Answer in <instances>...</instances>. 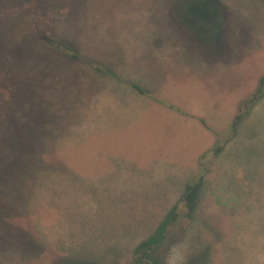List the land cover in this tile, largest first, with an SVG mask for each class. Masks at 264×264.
I'll return each instance as SVG.
<instances>
[{
    "label": "rangeland",
    "instance_id": "1",
    "mask_svg": "<svg viewBox=\"0 0 264 264\" xmlns=\"http://www.w3.org/2000/svg\"><path fill=\"white\" fill-rule=\"evenodd\" d=\"M134 77L234 141L196 199V149L155 159L176 131L128 126ZM263 78L264 0H0V264H140L175 207L144 264H264V96L246 107Z\"/></svg>",
    "mask_w": 264,
    "mask_h": 264
},
{
    "label": "crops",
    "instance_id": "2",
    "mask_svg": "<svg viewBox=\"0 0 264 264\" xmlns=\"http://www.w3.org/2000/svg\"><path fill=\"white\" fill-rule=\"evenodd\" d=\"M137 88L142 89L145 95L139 92ZM121 91L124 93L122 96L126 98L128 106L135 109L137 112L135 118L129 115L128 126L136 125L137 123L141 124L142 122L146 125L152 120L150 122L154 123V128L157 127V129L164 132H167L168 129H174L176 131L177 138H174L173 142H168V144L162 143L161 146L159 143L158 148L161 147L163 152L158 154L155 159H178V156L176 157V154H174L177 146L178 148L183 147L184 149L195 148L196 150L192 153L193 156L191 159H201L202 156L210 151L216 144L218 136L215 134L214 125H217V123L210 121L208 115L200 109L199 103L194 99L189 98L190 102H181L179 98L171 96L172 93L166 92L165 90L161 91L150 88L138 81L135 77L133 79H128L127 84L122 86ZM88 100H93V107L98 109L102 107L100 106V102H102L103 106H111L114 104V102H112V96L110 97V95H104V98L98 96L88 97ZM259 107L260 105L254 107L250 111L248 118L242 120V130L245 129L244 126H248L245 122L250 119L251 115L255 113ZM87 108L89 109L90 107ZM87 112H89V110ZM231 117L228 123L222 126L223 128L231 129ZM237 133L238 135L240 133L239 127ZM236 139H238V137ZM183 140H186V142L183 143ZM234 144V141L231 142L216 159H229L233 155L232 148ZM142 146L146 151L145 155H147L150 149L147 136H144ZM137 158L138 156L128 153L124 154V152L118 151L113 157L108 159Z\"/></svg>",
    "mask_w": 264,
    "mask_h": 264
},
{
    "label": "trees",
    "instance_id": "3",
    "mask_svg": "<svg viewBox=\"0 0 264 264\" xmlns=\"http://www.w3.org/2000/svg\"><path fill=\"white\" fill-rule=\"evenodd\" d=\"M139 92L145 95V92L137 88ZM264 96V78L261 80L259 89L255 95V97L246 103L247 111L251 109L252 106H254L262 97ZM245 115H239L235 123L231 126L232 133H236L238 124L245 118ZM224 149V145L221 142L220 138H218L216 144L214 147L205 153L202 158L199 160L198 168L192 177V179L189 182L188 185V192L186 197L188 199H196V196L198 195L199 191L201 190V186L203 184V181L205 177L209 174L208 167L214 166L216 158L222 153ZM179 216V208L175 207L172 209L166 217L163 219V221L158 225L156 231L148 238V240L144 244V254H143V261L140 262V264H144L143 262L148 261V257L151 255V253L155 252L167 239L168 235L170 234L171 230L173 229L177 219ZM145 259V260H144ZM151 264V262H149Z\"/></svg>",
    "mask_w": 264,
    "mask_h": 264
}]
</instances>
